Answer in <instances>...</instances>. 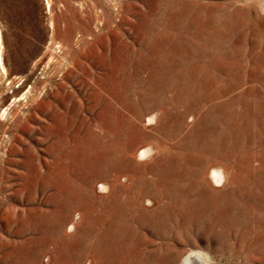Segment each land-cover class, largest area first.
<instances>
[{
    "label": "rangeland",
    "instance_id": "1",
    "mask_svg": "<svg viewBox=\"0 0 264 264\" xmlns=\"http://www.w3.org/2000/svg\"><path fill=\"white\" fill-rule=\"evenodd\" d=\"M169 1L0 0V264H20L23 255L19 252L23 247L32 252L26 258L33 257L37 264H65L67 258L73 263L78 252L70 248L67 252L63 250L65 244L58 245L50 230L45 244L38 246L48 225H52L51 228L55 226L56 233L66 231L73 234L77 241L86 236L87 242L84 243L87 244L80 248L83 256L78 264H140L146 258H152L158 264H182L191 253L201 254L203 264H264V241L258 239L260 228L254 220L258 219V214L264 220V197L259 189L249 187L251 180L264 176L263 148L260 142L254 143L251 139L256 131H252L250 125H244L247 128L244 131L241 123L235 124V120L230 118L231 113L244 114L245 109L239 102L242 96L243 100L258 101L264 94L259 82L245 76L241 69L242 65L246 70L252 68L253 64L246 61L251 52L256 50V57L262 58L257 43H264V11L256 0H191L199 2V5L209 3L219 19L232 20L229 32L216 38L211 67L213 82L206 84L197 81L195 73L190 70L194 63L188 61L193 32L188 31L187 22L175 19L178 8L169 10L171 16L166 13ZM245 18L249 20L248 25ZM162 21L168 25L166 41L172 38L169 46H180L184 51V54L177 55L182 73L193 78L180 85L184 103L178 107L177 126L172 112L170 115L158 114L156 122L148 125L146 116L152 115L155 107L144 108L141 105V116L138 119L132 117V127L137 126L147 136V139L138 135L131 138L127 157L134 168L131 171L133 178L126 177V172H121L118 177L109 176L115 184L103 193L99 191L98 183L105 182V178L89 172L81 176L85 184L89 181L88 186L92 183L90 189L99 197L113 194L125 200L132 193V199H136V206H132L131 215L125 221L127 226L117 229L115 239L101 241L93 236L95 230L90 221L91 214L82 215L84 208L82 212L76 208L69 209L68 213L58 212V171L59 166L68 161L60 159L64 145H60L58 140L65 138L74 143L73 136L78 134L80 139L83 138L88 127L96 136L102 134L109 139L108 128L101 126L103 105L96 103L93 93L100 89L98 83L107 82L114 58L127 55L135 60L132 50L141 49L144 40L150 36L144 33L145 27L154 29L150 32L161 31ZM177 33L182 35L175 36ZM231 57L237 62L239 80L243 78L236 85L231 79ZM127 75L132 80L131 73ZM141 75L147 77L148 71L144 70ZM100 94L108 100L107 93L102 90ZM166 94V98L172 95L169 91ZM208 95L213 99L203 101ZM122 111L130 117V112ZM245 122L242 121L243 124ZM143 149L150 152L142 160L137 155ZM219 150H228L229 153L219 156ZM214 168L225 171L221 187H212L221 191L215 200L227 203L236 198L242 201L241 204L245 200L248 203L258 201L262 207L255 213H248L243 208L222 213L221 208L213 206L215 201L210 200L209 212L204 213V209L194 210L186 206L179 196L192 176L210 175ZM226 168L230 170L226 172ZM147 199L150 205L146 204ZM177 202L183 209H177L176 215L172 216L166 207ZM44 215L47 217L45 220L42 219ZM246 221H250L249 224ZM71 223H76L73 232L66 229ZM111 230L113 228L108 224H100L98 228L102 233ZM89 236L91 238H87ZM30 262L34 264L32 259L27 264Z\"/></svg>",
    "mask_w": 264,
    "mask_h": 264
},
{
    "label": "bare ground",
    "instance_id": "2",
    "mask_svg": "<svg viewBox=\"0 0 264 264\" xmlns=\"http://www.w3.org/2000/svg\"><path fill=\"white\" fill-rule=\"evenodd\" d=\"M256 3L257 4L259 3L260 6H261V8H262V10L264 11V0H256ZM166 5L168 6V11L166 12L168 14L173 9L178 8L179 9V12L176 11L178 13L175 16V19L177 17L179 20L182 21V23L187 22L188 31L193 32V33H191V36H190V38H191V40H190V43H191V46L190 47H191V49H190V55H189V60H188L190 62V64L194 62L190 66L191 72L195 73L194 75H195V79H197V81H200L201 80L203 82H206V84H211L213 82V80H212L213 77H212V72H211V69L212 68L211 67H213L212 66V63H213V61H212L213 59L212 58H213V52H215L214 51V48H215V42L217 40L216 38L217 37H223V35H224L223 33L224 32H229L228 31V28L232 25V20L231 19L230 20H228V19L227 20H223L221 17L219 19V16H216V13H214V10H212V8H211L212 6L210 7V4L209 3H207L205 5H202V4L199 5V2H193L191 0H171L168 3H166ZM144 16H146V15H144ZM154 19H156V18H154ZM222 21H223V23H222L223 25L221 24ZM244 22L247 25L249 24V20L247 18L244 19ZM164 23H165V21H162L161 22V26H162V27L160 26L161 27V31H157V32H150V30L153 31L154 29L152 30L151 27L149 28V26L148 27H145V29H144L145 32L144 33H147V36L148 35H150V36L148 37V39L144 40L145 42H144L143 47L141 49H139V50L133 49L132 50V54H134L135 57H136L135 60L133 59V56H132V59H131L127 55H125L124 57L122 55L116 56L117 54L115 53L116 54L115 55L116 57L114 58V65L112 67L111 73L108 74L109 77L107 79V82H105V83H98V85H100V86H98L100 88L99 89L100 91L97 90V91H95L93 93V96H94L93 98L97 101L96 103L99 104V105L100 104L103 105V112L100 115V119L102 120L101 126L102 127H105V128H108L109 139H106L105 137H102L101 136L102 134L100 136L99 135L96 136V134H93V130L88 127L87 130H86L87 132L85 133V135H84L83 138L80 139V137H79L78 134L73 136V142L74 143H70L69 141L65 140V138H61V140H58V141H61L60 142V145H62V146L64 145L63 146L64 147L63 152H61L62 157L60 159H63L64 158V159H67L69 161V162L66 161V164L63 161L64 164H61L59 166L58 175L60 176V185H58V192L57 193H58V197L60 199V204H59L58 212L61 213V212H66L67 211V213H68L69 209H71V208H76V209L80 210V212H82L81 210L84 208V214H82V215L85 216L86 214H89V213L91 214L90 221H91V224L93 225L92 227H94L93 230H95L94 231V234L93 233L92 234H93V236H95V238H97L98 240L100 239L101 241L102 240H105V239L107 240V238L108 239L109 238L115 239V232L118 233L117 229L118 228L120 229L121 227L127 226V225H125V221H126L127 217H129L131 215V212L130 211H132V206H134L136 204V201H135L136 199L135 200L132 199V193L130 195H127L128 197L125 200L124 199H120L119 197H117L118 195L116 196V195H113V194L112 195H108V197H99V196H97L95 194V192L92 191V189H90V186L92 185V183H91L90 186H88V182L89 181L87 182V184H85L86 181H84V180L82 181L81 176L84 175V172H89V173L93 174L94 176L95 175L96 176L98 175L100 177L105 178V182L98 183L99 184L98 189H99L100 192H103V193L106 192V191H108V189L110 188V185H114L115 184V183L112 184V181L109 180L110 179L109 176L114 175V176L118 177L119 174L121 175V172H126L125 173L126 174L125 175L126 177L133 178L131 171L134 168L132 169V164H131L130 160L127 157V153H128V149H129L128 147H129V145L131 143L132 136L138 135L139 137H141L143 139L144 138L147 139V136L144 135L142 132H140V130H139V128L137 126L136 127L135 126L132 127V117H133V119H138L141 116L140 115L141 110H142L141 109V105H143L144 108H147V107H155L154 110L151 111V112H153L152 115H150L148 117L146 116V122H147L148 125L149 124H153V123L156 122V119L158 117L157 116L158 114H166V115L169 114L170 115V112H172L173 117H175L173 122H175L176 123V126H177V121H178L177 111H178V107L184 103L183 91H182V88H181L180 85L183 84L184 82L191 81L192 78H193V76H191V75L186 76V75H184L182 73V71H181L182 70L181 69L182 68V65H181V62L179 61V59L177 60V55L184 54V51L180 49V46L178 48L174 47L173 45H170L169 46V42L171 43V41H172L171 39L172 38L170 40H167L166 41V39H165V31H166V28H167L168 25L166 26V24H164ZM219 23L222 26L219 25ZM144 25H146V24H144ZM140 27L141 26H139L138 28H140ZM177 28H176V30H177ZM262 30H264V29H262ZM151 34H153V36ZM180 35H182V33L181 34L180 33H177L175 36H180ZM225 36H226V34H225ZM222 47H224V46H222ZM182 48H184V47H182ZM216 48H217V46H216ZM257 48H258L257 49L258 50V53L261 54L262 58L256 57V55H257V51L256 50L254 51V53L251 52V54L246 58V61L248 63H250V64H253L252 65V68L246 70V69H244V67L242 65L241 66V69H243V72L242 73H244L245 76H250L252 79H254L255 81L259 82V84L264 88V43L263 42H258L257 43ZM180 51H181V53H180ZM233 52L235 53V51H233ZM108 54H110V53H108ZM234 59H235L234 57L233 58L231 57L229 64L232 65L230 67V70L233 69L231 71L232 74H233V77H231V79H232L233 85H236V84L241 83V81H242L243 78L241 80H239V73H240V71L238 69H236L237 62L236 61L234 62L233 61ZM201 61H202V63H201ZM195 62H197V64ZM131 65H132V69H131ZM107 67H108V65H107ZM218 67H220V66L218 65ZM130 69L132 71H130ZM144 70H147L148 71V76L147 77H142V75H141ZM126 73L127 74H130L131 73L132 80L130 79L129 75H127ZM120 74H122V75H120ZM228 74H230V73H228ZM87 78H88V76H87ZM85 81H86V79H85ZM228 82H227V84H228ZM252 82H253V80H252ZM244 88H243V90H244ZM102 90L105 93L108 94V100H105L102 97V94H100L102 92ZM168 91L171 92V94H172L170 98H166L165 97V94ZM252 92H254V90ZM133 96H136V97L135 98H132ZM237 97H238V95H237ZM250 97H252V96H250ZM260 97H262L263 99L260 98V100H258V101L257 100L250 101V100H247V99L243 100V96H242V98L239 100V102H240V104L243 105V107L245 109L244 110V114H241V113L238 114V113H236V115H234L233 113H231L230 118H231V121H234L235 120V124L238 123L240 125V123H241V127H243L242 129L244 131L247 130V128L244 126V125H247V124L250 125V127L253 129V130L252 129H250V130L256 131L253 134V136L251 137V139H253V142L254 143H258V142L261 143L260 146H262V148H263V150H262L263 157L262 158L264 159V119H263V117H264V94H263V96L261 95ZM106 99H107V97H106ZM212 99H213V96L212 95H208V96H206V97L203 98V101L208 102V101H211ZM230 106H232V103L230 104ZM122 110L127 111V112H130L129 113L130 114V117L126 116ZM64 114H66V113H64ZM224 118L222 120H224ZM241 118H242V120H241V122H239L238 120L241 119ZM57 120H58V118H57ZM242 121H244V122L245 121H248V122L247 123L245 122L246 124H243ZM63 126H64V124H63ZM219 126H222V125H219ZM229 132H230V130H229ZM61 136H62V134H61ZM103 136H104V134H103ZM229 137H230V135H229ZM248 137H249V135H248ZM230 138H232V137H230ZM234 139H235V137H234ZM242 143H245V142H242ZM248 144H250V143H248ZM227 145H229V144H227ZM193 147H195V146L193 145ZM131 148H133V147H131ZM229 148H230V145H229ZM229 148H228V150H229ZM242 148H243V146H242ZM254 148H256V147L254 146ZM216 150H217V148H216ZM228 150H226V151L219 150L218 155L219 156H226L229 153ZM257 150H259V149H257ZM149 152H150L149 149H143V150H141L139 152V155H137V156H138L139 159H142L143 160V159L147 158V156L149 155ZM256 157H257V155H256ZM255 162H257V161H255ZM136 165H137V163H136ZM139 165H141V164H139ZM263 165H264V162H263ZM218 166H219V164H218ZM141 167H143V166H141ZM226 169H227L226 170V172H227L229 168H226ZM232 169H234V168H232ZM244 171H245V169H244ZM223 172H225V171H223ZM223 172L220 169H215L214 168L210 172V175L208 174L209 175V178H207L208 175L207 176L203 175L201 177L192 176V178L188 182L187 186L184 187L185 189L184 190L182 189L183 190L182 191V194L179 196L181 198V201L182 202L185 201L186 206L188 205V207H191L194 210H202V209H204V211H203L204 213L209 212V211H207V209H208V206H209L208 205V202L210 200L211 201H215V203H214L213 206H217L218 209L221 208L222 209L221 210L222 213H227L229 211V209H233L234 210V209H239V208H243L244 210L248 211V213H255V212H257L259 210V207H262L261 203L258 202L257 200H256L257 201L256 203L255 202L254 203H251L252 201L250 203H248L245 200L244 201L245 203H242L241 204L242 201L240 202L236 198H231L230 201L227 202V203H225V202L224 203H221V202H219V201H217V200L214 199V197L219 192H221V191H219V190H217L215 188H212V187L213 186L221 187V185L223 184V180H224V178H223ZM144 173H145V171H144ZM143 176H144V174H143ZM256 176H257V174H256ZM186 177H187V175H186ZM118 179L119 178H117V180ZM97 180H99V179H97ZM49 181H50V179L48 180V183H49ZM53 182H54V179H53ZM231 182L233 183V181H231ZM50 184H51V182L49 183V185ZM249 187L250 188L259 189L260 195L263 194V197H264V176L263 177H260V178H257L255 180H251V183H250V186ZM155 189H156V187H155ZM261 191H262V193H261ZM119 193H120V190H119ZM146 201H147L146 204H149L150 205V200L147 199ZM223 207L225 209H223ZM179 208L180 209H183V207H181L178 202L176 204H174V203L171 204L170 203V206L169 207H166L167 211H171L170 213H171L172 216L177 212L176 210L179 209ZM147 210H149V209L147 208ZM181 214H182V212H181ZM60 215H62V214H60ZM233 216H234V214H233ZM246 216H248V215H246ZM142 217H143V215H142ZM76 218L78 219V217H76ZM87 218H89V217H87ZM42 219L43 220L47 219L46 215L42 216ZM178 219H180V218H178ZM209 219L211 220V218H209ZM212 219H213V217H212ZM253 219H254V217H253ZM246 220H247V218H246ZM254 220H255L256 224L258 225V227L260 228V231L258 232V239L261 240V242H262V241H264V220H262L261 217L259 218V214H258V219L255 218ZM146 222H148V221H146ZM246 222H248V224H249L250 221H246ZM75 224L74 223H71L68 226V228H66L67 231H72L75 228ZM80 224H82V223H80ZM100 224H103V225L104 224H108V225L111 226V228H113V230H111L110 232H108V231L107 232H103V233L102 232H99L98 231V228H99V225ZM222 225H223V223H222ZM238 225H240V223ZM254 225L255 224H253V226ZM51 227H52V225H48V227L46 228V230L45 229L43 230V235L40 238V244L38 246H40V245L42 246V245L45 244L46 240L50 236L48 234L49 233V230H50V233L53 235V237H54V239H55V241L57 242L58 245L65 244L66 247L63 246L64 247L63 250L66 249V252H67V249L70 248V249L76 250L78 252L77 253V256L73 260V263L69 261V258H67L65 264H78L80 262V258L83 256L80 248L82 246H84L85 244H87V243H84V241L86 240V236H85V238H81L80 240L77 241L76 237L72 236L73 234L72 235H69L66 231H64V232L61 231L59 233H56V227L55 226H53V228H51ZM33 228H34V226H33ZM37 228L38 227H35V229H37ZM229 231H230V229H229ZM254 233H256V232H254ZM246 234H245V236H246ZM90 236H92V235H90ZM90 236L87 237V238H91ZM94 240H96V239H94ZM85 242H87V241H85ZM19 253H21L23 255V260L20 262V264L21 263L27 264L29 261H31V259H32V262H34L35 259L33 257L31 259H27L26 258V256L28 254L29 255H32V252H30L28 250V248H24L23 247L20 250ZM62 254L63 253H61L59 255H62ZM34 257H35V255H34ZM88 259H86V260H88ZM169 259H171V258H169ZM172 260H173V258H172ZM203 260L204 259H203V257H202L201 254H199V253H191V254H189L188 256H186L183 259L182 264H203L202 263V262H204ZM84 261H85V259H84ZM161 261H162V259H161ZM162 262H164V261H162ZM37 263L34 262V264H37ZM31 264H33V263H31ZM140 264H158V262L152 260V258H149V259L146 258V260L141 261Z\"/></svg>",
    "mask_w": 264,
    "mask_h": 264
}]
</instances>
